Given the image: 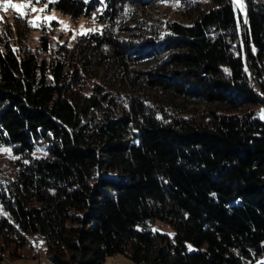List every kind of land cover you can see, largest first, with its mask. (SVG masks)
Instances as JSON below:
<instances>
[{"label":"trees","instance_id":"obj_1","mask_svg":"<svg viewBox=\"0 0 264 264\" xmlns=\"http://www.w3.org/2000/svg\"><path fill=\"white\" fill-rule=\"evenodd\" d=\"M127 2L148 0H42L101 23L71 43L0 36V143L20 158L1 240L35 233L50 264H264V0H182L160 62L117 35Z\"/></svg>","mask_w":264,"mask_h":264},{"label":"rangeland","instance_id":"obj_2","mask_svg":"<svg viewBox=\"0 0 264 264\" xmlns=\"http://www.w3.org/2000/svg\"><path fill=\"white\" fill-rule=\"evenodd\" d=\"M236 3V0H234ZM2 2V0H0ZM11 3H24L25 0H10ZM242 4V0H241ZM237 6L241 7L236 3ZM44 3H34L37 9L43 8ZM186 7L182 4V0H148L146 5L127 2L123 13L118 19L116 26L117 35L126 39H133L135 44H141V50L148 54V62H160L165 58V53L157 50V45L163 42L164 33L156 27L157 20L167 21L170 19H183L182 13ZM16 12L10 6L6 11L0 9V28L3 32L0 33L2 38H8L11 44L15 46V42L25 47H37V33L46 32L51 42L71 43L73 36L80 33L81 26L84 29L96 28L100 29L101 23L93 16L79 15L70 17L67 13H63L55 7L47 8V11L41 13L38 11L29 12L26 19L15 18ZM37 16H55L64 24L50 23L49 26L40 29V27H30L28 20L35 19ZM17 19V20H16ZM65 26L67 29L65 30ZM37 49V48H36ZM139 54V51H135ZM255 109L258 115L262 118L261 113L264 110V104L256 103ZM264 120V118H262ZM5 148H10L6 144H1ZM12 156L17 154L11 151ZM12 159L4 152H0V180H4L12 171ZM153 228L163 231L167 234L172 233L171 226L164 221L155 220ZM15 249L21 256L15 259H7L8 252ZM36 251V252H35ZM0 255L2 260L0 264H50L45 255V243L43 238L35 233L29 232L25 236V241L19 242H3L0 238ZM101 264H132V261L122 254L106 255L101 261Z\"/></svg>","mask_w":264,"mask_h":264},{"label":"snow or ice","instance_id":"obj_3","mask_svg":"<svg viewBox=\"0 0 264 264\" xmlns=\"http://www.w3.org/2000/svg\"><path fill=\"white\" fill-rule=\"evenodd\" d=\"M41 2L42 0H25L24 3H11L10 0H2V2H0V9L6 11L7 8L10 6L11 8L15 10L18 19H26L29 12L38 11V12L43 13L47 11V4H45V6L40 9H37L34 7V3H41ZM48 3L55 4V3H58V0H48ZM236 3L240 5L242 8L241 0H236ZM53 20H56L57 23L64 24L63 21L58 20L55 16H37L35 17V19L28 20V24L30 27H40V26L50 27V22ZM93 20H95V15H93ZM0 21H2V18H0ZM66 29H67V26H65V30ZM96 30H97L96 28L84 29L83 26H81V31L79 34L87 35L89 32H95ZM2 32H3V29L0 28V33ZM74 38H75V35L73 36V39ZM261 116L262 118H264V110H262ZM11 151H12L11 148H5L2 145H0V152L7 153L10 159H13V160L20 159L19 157L12 156ZM25 163H27V161H25ZM154 231H158V230L154 229Z\"/></svg>","mask_w":264,"mask_h":264}]
</instances>
